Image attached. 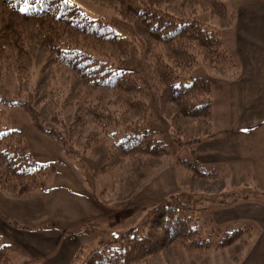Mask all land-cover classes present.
I'll return each instance as SVG.
<instances>
[{"label": "trees", "instance_id": "16d2710c", "mask_svg": "<svg viewBox=\"0 0 264 264\" xmlns=\"http://www.w3.org/2000/svg\"><path fill=\"white\" fill-rule=\"evenodd\" d=\"M178 1L179 7L188 9L186 14L134 3L119 15L142 36L139 53L158 89L159 110L172 106L175 116L209 129L213 120L210 83L190 74L199 64L222 67L227 56L218 31L192 16L197 9L225 22L231 15L225 0ZM0 5L7 17L0 28V79L10 70L16 74L14 98L0 99L6 108L23 109L34 127L61 142L67 153H75L82 141L87 150L100 136L109 137L103 172L137 157L169 155L156 132L145 127L149 91L138 71L125 65L137 43L135 35L117 34L107 21L87 16L69 0H0ZM27 37L35 38L37 47L46 53L33 82L31 72L20 63ZM58 69L68 72L66 91L55 83ZM3 113L0 109V190L15 198L28 197L44 186L42 179L53 167L31 159L21 133L3 124ZM87 125L94 129L84 137ZM109 129L115 132L109 133ZM182 166L199 179L210 176L189 163L182 162ZM190 196L182 193L153 204L146 213L144 231H126L84 255L79 250L70 264H148L170 245L188 253L210 250V241L195 225ZM244 233L228 234L214 249L232 246ZM0 264H12L8 246L1 239Z\"/></svg>", "mask_w": 264, "mask_h": 264}, {"label": "rangeland", "instance_id": "374dc122", "mask_svg": "<svg viewBox=\"0 0 264 264\" xmlns=\"http://www.w3.org/2000/svg\"><path fill=\"white\" fill-rule=\"evenodd\" d=\"M69 1L87 16L107 21L117 34L135 35L137 43L125 65L130 66L128 69L138 71L142 85L149 91V114L145 127L156 132L157 140L166 146L169 155L137 157L112 171L103 172L109 157V137L100 136L99 141L87 150H84L85 142L82 141L75 146V153H67L66 146L61 142L38 131L23 109L6 108L0 100V109L4 111L3 124L21 133L27 152L35 163L53 167L52 173L42 179L44 186L28 197L15 198L0 190V239L8 246V257L12 264H36L33 259L38 256L23 247L26 233L52 231L75 236L81 242L79 250L84 255L106 243H112L126 231H144L145 216L152 205L182 193L192 196L195 225L203 238L210 241L211 249L188 253L170 245L158 256L150 258L148 264H264V223L260 215L258 217L256 213L255 217H248L246 213H241L228 224L215 220L219 215L218 208L221 207L220 211L226 210V206L233 203L244 212L263 208L264 196L257 194L255 188L254 194L251 193L254 184L245 166H239L232 176L228 172L220 177L216 173L219 167L208 165L207 168L198 159V141L209 139L217 129L212 98L213 120L209 129L195 120L175 116L172 106L161 112L158 89L153 83L147 62L139 53L140 45L143 44L142 36L132 23L119 15L121 10L134 3H150L171 14H186L188 9L179 7L178 0ZM226 1L229 0H225V4ZM5 13L0 5V28L6 21ZM192 17L198 23L218 31V39L227 56L222 67L199 64L190 74L192 78L209 81L211 92L213 90L215 94L217 86L221 84V76L235 75L239 67V61L231 56L233 51L229 50L227 42L222 41V28L231 21L225 22L199 9ZM25 41L20 63H24L27 71L31 72L33 82L41 63L46 59V53L37 47L35 38L27 37ZM68 77V72L57 70L55 83L64 91L68 88ZM15 82L16 74L12 70L0 79V99L14 98ZM112 103L117 105V100L112 99ZM93 129L94 126L87 125L83 136L87 137ZM110 132L114 133L115 129H109ZM182 162L191 164L197 171L204 172L202 169H207L204 173L210 176L199 179L182 166ZM4 221L8 227L3 226ZM235 231L246 233L232 246L223 250L214 249L218 242ZM59 251L65 250L60 246Z\"/></svg>", "mask_w": 264, "mask_h": 264}, {"label": "crops", "instance_id": "0c3cea01", "mask_svg": "<svg viewBox=\"0 0 264 264\" xmlns=\"http://www.w3.org/2000/svg\"><path fill=\"white\" fill-rule=\"evenodd\" d=\"M226 7L231 22L222 28V41L233 51L231 56L239 61V67L235 75L221 76L217 93L212 90L217 129L209 139L198 141L196 154L203 166L219 167L216 173L220 177L228 172L232 176L239 166H245L254 184L251 193L255 188L264 196V0H229ZM234 204L226 210L218 208L215 220L228 224L241 213L248 217L257 213L264 223V207L244 212ZM79 241L75 236L45 231L26 233L22 243L38 256L33 259L36 264H70L81 248ZM60 246L64 252L59 251Z\"/></svg>", "mask_w": 264, "mask_h": 264}, {"label": "snow or ice", "instance_id": "6c2138e0", "mask_svg": "<svg viewBox=\"0 0 264 264\" xmlns=\"http://www.w3.org/2000/svg\"><path fill=\"white\" fill-rule=\"evenodd\" d=\"M25 10H26V9H23V8L21 9V11H25Z\"/></svg>", "mask_w": 264, "mask_h": 264}]
</instances>
